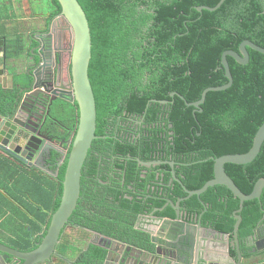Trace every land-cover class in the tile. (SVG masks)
<instances>
[{
    "label": "trees",
    "instance_id": "1",
    "mask_svg": "<svg viewBox=\"0 0 264 264\" xmlns=\"http://www.w3.org/2000/svg\"><path fill=\"white\" fill-rule=\"evenodd\" d=\"M78 2L86 13L92 35L89 77L97 104L99 129L96 134H103L100 127L107 119H117L125 113V117L145 116L150 133L157 138L161 137L158 132L161 128L165 136V159L176 163V176L182 183H170L172 171L166 176L167 204L168 201L186 198L185 188L199 190L211 181L214 178V159L250 152L256 134L264 124V54L248 48L250 62L247 65H240L228 57L233 85L224 91L209 92L199 110L187 104L199 102L209 88L229 84L222 66L225 52H239L245 40L264 48V0H226L214 12L199 11V7L214 8L221 0ZM55 4L60 12L57 0ZM63 27L69 29L63 35L68 42H73L70 25L64 23ZM13 42L7 44L8 58L13 57L11 47L15 44L20 46V41ZM26 77L21 76L22 79ZM26 81L30 82L28 78ZM16 92V87L8 91L0 86V113L12 107ZM75 107L66 105L68 115L61 118L69 128L68 137L78 122ZM57 111L58 108L55 114ZM101 141L104 140H94L96 144ZM16 163L0 154V190L24 208L37 209V213H45V210L55 213L62 198L61 183L54 182L47 187L46 179L34 174H21ZM129 166L127 164L124 169L127 184H132L137 180L132 178ZM226 172L244 194L250 195L257 182L264 179V143L252 163L227 164ZM133 197L132 203L122 202L121 209L114 205L109 209L99 201L94 202L95 213L90 215L95 218L85 223L84 215L78 213L79 208L73 216L77 223L107 237L146 249L150 238L141 219L151 209L143 208L141 199ZM181 205L190 214H204L203 222L206 218L213 224L204 225L233 236L237 222L235 212L240 208V200L227 187H212L200 198L193 196ZM103 207H107L106 211ZM167 207L155 215L174 218L175 210L170 204ZM43 213L37 216L38 221H44ZM241 216L238 230L240 247L244 258L249 259V239L258 222L264 220V195L260 200L245 202ZM26 221L35 231L40 230L31 218ZM45 224L39 241L45 237L50 220ZM11 225L12 233L22 239L18 247L36 248L26 227L21 226L18 230L16 225ZM65 240L68 243V237ZM232 254L236 255L235 249ZM106 257L107 252L93 244L88 246L76 264H104Z\"/></svg>",
    "mask_w": 264,
    "mask_h": 264
},
{
    "label": "water",
    "instance_id": "2",
    "mask_svg": "<svg viewBox=\"0 0 264 264\" xmlns=\"http://www.w3.org/2000/svg\"><path fill=\"white\" fill-rule=\"evenodd\" d=\"M225 1L221 0L215 8L203 7L199 11H217ZM58 2L75 33V41L72 47V68L68 84L66 85V82H62L61 79V57L57 61L55 60L56 63L52 65L49 59L50 42L46 38L39 40L40 52L32 55L29 59L31 68L27 74L31 79L30 85L20 89L18 97L12 105L11 112L6 115L0 113V147L22 163L31 166L37 165L38 160L41 159L44 142L41 138V133L37 131L39 126L34 123H31V125H34L36 129L30 127L29 129L34 132L35 136L22 134L19 130V127L23 126L22 120L30 118L33 121L34 117L31 116V113L35 107H38L42 99L50 97L47 94L49 88H54L52 92L54 98L51 99V102L57 100L55 97H59L62 100L75 103L78 109V122L75 135L69 140V144H72V147L68 156V165L63 181L62 198L58 210L52 216L47 234L42 242L38 243V247L30 253L19 252L11 247L0 244V253L4 254L5 257L12 256L18 258L22 264H40L43 261L49 260L54 254L62 230L78 206L83 166L94 140L98 138L96 136L97 104L89 77V66L92 58V37L89 21L78 0H58ZM248 48L264 54V48L249 40L244 41L240 45L239 52H225L222 57V66L226 71L229 84L225 87L207 89L199 102L190 105L198 109L205 103L209 92L224 91L231 87L234 79L228 57H232L240 65H247L250 62ZM7 60L4 41L0 40L1 71ZM4 72L6 75V70ZM0 76H3V71ZM50 82L52 83L50 84ZM42 88L46 92L41 90ZM31 89H34V92L28 94L22 102L21 99L24 91ZM51 107L49 105L47 109H51ZM63 143L67 142L63 141ZM263 143L264 124L257 132L254 146L250 152L246 154L226 155L214 159V178L211 181L199 190L186 191L188 197L169 203L175 210L174 218L155 217L154 213L156 211L148 214V217L142 218L141 222L142 220L146 222L144 230L149 234L150 238L148 248L142 249L138 246L128 245L101 233H96L100 242L98 246L107 252L104 264H214L215 261L211 253L207 251V248L211 247V245L208 244L207 246L206 243H203L204 239L202 236H206V232L203 231L204 227L201 216H188L182 210L181 203L192 196L200 197L210 188L218 185L227 187L235 198L240 200V208L235 213L237 223L233 235L234 243H236L238 248L239 262L237 264H240L242 258L238 237V229L242 222L240 214L243 211L245 202L261 197L264 192V179L257 182L250 195H246L227 174L226 165H247L252 163L260 154ZM35 144H38V147ZM23 148L30 151H35L38 148V153L31 154L32 156H29V158H24L26 153H22ZM175 179L180 183L179 179L176 177ZM215 264H220V262L216 261Z\"/></svg>",
    "mask_w": 264,
    "mask_h": 264
},
{
    "label": "flooded vegetation",
    "instance_id": "3",
    "mask_svg": "<svg viewBox=\"0 0 264 264\" xmlns=\"http://www.w3.org/2000/svg\"><path fill=\"white\" fill-rule=\"evenodd\" d=\"M51 19V22L47 24L45 29H42L41 32L38 31L36 33H32L31 36L26 38V41H24L21 37L17 39V41H20V46H17L15 55H18V57L21 56V59L22 57L24 59L26 56L28 57L27 61H25L27 65L25 71H22L21 74L18 73L16 70L17 64H15L16 61L14 60L12 61L14 66L13 71L8 69V61L2 70L3 76H0V78H5L8 71H10V73L14 74L13 77L15 76L18 81L11 89L12 91L15 87L18 89L16 97L14 96V102L18 97L20 89L28 87L31 83V79L27 74L31 68V62L29 59L32 55L40 52L41 48H39L38 42L44 38L48 39L50 42L49 59L52 65L53 63H56L55 60L57 61L58 58L61 57V79L62 82H66V85L68 84L69 74H71V54L73 44L72 41L68 42V39L63 35V33L66 32L65 30H69L67 27L65 29L63 24L65 23V25H68V22L61 15V11L55 13ZM4 44L7 48V40ZM25 45H29L30 47L27 54L25 53ZM10 59L11 58H9V60ZM4 70H6V75ZM14 70L16 71L14 72ZM2 71L0 70V74ZM21 76L28 77L22 79ZM27 78L30 80L29 83L26 81ZM51 83L52 82H50V84ZM41 90L46 92L43 88ZM53 90L54 88H49V92H47V94L50 95V97L42 99V101L38 104V107L33 109L31 113V116L34 117L33 121L30 118L22 120L23 126L19 127L22 134L35 136L34 132H32L29 127L36 129V127L31 125V123L39 126L37 131L41 133L44 145L42 149L43 155H41V159L38 160L37 165L34 164L30 166L28 164H24L19 159H16L12 155L5 152L1 147L0 154L8 157L13 162H17L16 164L18 165L21 174H34L38 178H42L44 180L46 179L49 182L47 183L45 180L47 187L54 182L61 183L63 187V181L68 165V156L72 147V144H69V140L75 135L77 123L72 132H70V137H68L69 128L66 126V122L65 124L61 122V118L62 116L65 118L68 115L65 108L66 105L76 106L75 108L77 112L78 109L75 103H70L68 100H62L59 97H55L57 100L51 102V99L54 98L52 93ZM32 92H34V89L24 91L21 101L23 102L26 96ZM171 97H175V94H171ZM49 105L52 106L51 109H47ZM57 108L58 114H55ZM11 109L12 107L6 110L5 113L2 112L1 114L6 115L11 112ZM125 116L126 113L123 114V116H118L117 119L113 117L107 119L104 125L100 127V131L103 134H96L98 137L97 139L100 138L104 141H101V143L98 144L94 142L92 146L93 148H91L88 152V156L82 170L80 199L78 201L79 206H77V208H79L78 213L80 215H84V223L95 218L94 215H90L95 213L93 207L94 202L99 201L105 204L109 209H111L110 206L112 205H114L117 209H121L122 202L124 204L132 203L134 199L133 196L141 199L143 208L151 209L147 214H143L145 215L144 217H148L147 215L154 213V211H156L154 216L158 217L155 214L157 212L165 211L164 209L167 205V202H165V195H168V192L166 191L168 190L166 186L168 184L165 183V178L169 172L172 171L173 175V179L170 183H178L175 179V177L179 179L176 176L175 171L176 163L170 159H165L167 153L164 149L165 136L161 133V128L158 130L161 137L157 138L150 133L145 116L140 118L138 115L128 117ZM97 129L99 128L97 127ZM63 141H66L67 143H63ZM35 145L38 147V144ZM37 150L38 148L35 151L23 148L22 153H26L24 158H29V156H32L31 154H37ZM130 163L131 166H129ZM127 164L129 169H132V178L137 180L132 182V184H127L126 181V169H124V166ZM135 165L136 168H134ZM63 170H65V172L63 179H61L60 176ZM134 171L135 175L133 174ZM136 174L139 175L136 176ZM127 177L128 180L131 179L129 178L131 177L129 174ZM179 180L181 181V179ZM263 195L264 192L260 198H262ZM82 199L83 201L79 204ZM160 203L166 204L163 206H157V204ZM153 206L156 207L152 210ZM107 207H103L105 210L102 208L99 209L106 211ZM168 208L169 207L166 209ZM24 209L28 211V213L25 212V216L31 218L40 228V230L35 231L36 229L33 228V226L32 228L26 227L28 232L31 233V239L37 248L38 243L42 242V239L39 241V238L43 234V231H45V221L50 220L51 223L54 213L52 214L51 210H45V213H37V209ZM41 213L45 214L43 222L38 221L37 219V216ZM13 217H8V219L12 220L10 223L13 224V226L16 225L19 230V226H23L24 220L21 219L18 213H14ZM204 223L211 224L206 220V218H204ZM139 224L140 222L138 225ZM138 225L137 227H140ZM23 227H25V225ZM96 233L99 232H96L83 224L77 223L76 219L72 215L69 222L62 230L60 240L54 254L49 260L43 261L40 264H76V262L82 258V255L88 250L89 245H98V243H100ZM0 234H7L4 236L6 239L0 238V244L11 247L19 252L30 253L36 249L18 247V244L22 242V239L16 236V234H13V237L10 235V231H7L6 229L0 228ZM66 237H68V243H66ZM257 245H264V220L258 222L251 238L249 239V247L251 249L248 253H250L251 258L260 261L264 258V249L261 251L256 250ZM248 253L246 255H248ZM0 264H22V262H20L18 258L12 256L5 257L4 254L0 253Z\"/></svg>",
    "mask_w": 264,
    "mask_h": 264
},
{
    "label": "crops",
    "instance_id": "4",
    "mask_svg": "<svg viewBox=\"0 0 264 264\" xmlns=\"http://www.w3.org/2000/svg\"><path fill=\"white\" fill-rule=\"evenodd\" d=\"M55 13H58V7L55 4V0H0V40H3L4 43H6L7 40L8 44L12 41L16 42L17 39L21 37L26 41V38L31 36L32 33L38 31L41 32L42 29H45L47 24L51 22V18ZM4 48H6L5 44ZM29 48V45H25L26 54L29 52ZM15 49L17 50L16 44L11 47V55L13 57H11L10 60L8 58L7 67L9 70L13 71L14 66L12 61L14 60L16 61L15 64H17L16 70L21 74L27 67L25 61H27L28 57L26 56L25 59L22 57L21 59V56L18 57V55H15ZM16 70H14V72ZM13 75V73L8 71L5 78H0V86L3 89L11 90L17 83V79L15 76L13 77ZM0 193L2 194L0 196V223L2 222L1 224H3L7 221L8 217H13L14 213H18L21 219L24 220L23 226L25 225V227H29V221H26L29 217L25 216V212L28 213V211H26L19 202L7 197V194L2 190H0ZM5 200L10 207H7V204L4 202ZM28 202L30 201L28 200ZM142 223L146 224L143 220ZM20 227L21 226H19V228ZM209 236L210 239L206 240L207 246L208 244L211 245V247L208 248L209 251L217 252L220 257H214L215 262L219 261L220 264H236L238 255L237 251L236 255L232 254V249H234V247L232 248L231 243H228V241H230L229 236L216 232ZM246 259L247 258H244L243 256V260L240 264H264V258L260 261L253 258Z\"/></svg>",
    "mask_w": 264,
    "mask_h": 264
},
{
    "label": "bare ground",
    "instance_id": "5",
    "mask_svg": "<svg viewBox=\"0 0 264 264\" xmlns=\"http://www.w3.org/2000/svg\"><path fill=\"white\" fill-rule=\"evenodd\" d=\"M58 1V0H57ZM59 3V2H58ZM59 5H60V3H59ZM60 7H61V5H60ZM204 7H207V6H204ZM200 8H203V7H199V9ZM209 8H211V7H209ZM215 8V7H214ZM203 11V10H202ZM61 15L63 16V18L68 22V20H67V18H66V16L63 14V9H62V7H61ZM68 24L70 25V23L68 22ZM71 26V25H70ZM72 28V27H71ZM72 31H73V44H72V47H73V45H74V41H75V33H74V30H73V28H72ZM43 34V33H42ZM91 37H92V35H91ZM246 41V40H245ZM250 41V40H249ZM252 42V41H251ZM243 43V42H242ZM263 48V47H262ZM72 57H73V51H72ZM92 59V58H91ZM91 62V61H90ZM249 64V63H248ZM71 68H72V59H71ZM89 68H90V66H89ZM224 68V67H223ZM226 72V71H225ZM226 74V73H225ZM233 85V84H232ZM225 87V86H224ZM217 88H220V87H217ZM230 88V87H229ZM210 89V88H209ZM228 89V88H227ZM206 91V90H205ZM204 94V93H203ZM162 103H167V101H162ZM197 103V102H196ZM192 104V103H191ZM188 106H191L190 104H187ZM191 107H193V106H191ZM195 108V107H194ZM196 110H199V109H201V106H200V108H195ZM255 140V139H254ZM254 146V145H253ZM179 184H181L182 185V183H181V181H180V183ZM185 188V187H184ZM185 191H190V190H187L186 188H185ZM187 193V192H186ZM202 196V195H201ZM200 196V197H201ZM187 197H188V193H187ZM193 197V196H192ZM199 197V198H200ZM190 199V198H189ZM169 203L171 202V201H168ZM182 206V205H181ZM182 210H184L185 211V213L188 215V216H190V215H196L197 217L198 216H201V221H202V225H203V227H204V232H206V236H202V238L204 239V241H203V243H206V240H208V239H210V234H212V233H214V232H216V233H219V232H217L216 230H213L211 227H209V226H206V225H204V222H203V215L204 214H190L188 211H186V209H184L183 207H182ZM237 212V211H236ZM235 212V213H236ZM242 213V212H241ZM240 216H241V214H240ZM242 217V216H241ZM161 218H169V217H161ZM235 218H236V216H235ZM237 220V219H236ZM237 223V222H236ZM188 225V224H187ZM236 225V224H235ZM234 229H235V227H234ZM239 230V229H238ZM210 232H212V233H210ZM233 235H234V231H233ZM238 237H239V235H238ZM230 238V241H228V243H231V245H232V248L234 247V249H236V251H237V255H238V248H237V246H236V243H234V240H233V236H231V237H229ZM234 243V244H233ZM239 244H240V240H239ZM262 248V249H261ZM264 249V245H262V246H259V245H257V247H256V250H258V251H261V250H263ZM207 251L208 252H210L209 251V249L207 248ZM240 252H241V247H240ZM211 253V256H212V258H213V260L215 261V258H220L219 257V255L217 254V253H215V252H210ZM242 254V253H241ZM229 255V254H228ZM231 256V255H230ZM215 257V258H214ZM231 259H233V258H231ZM243 260V255H242V258H241V260H240V262ZM234 262V261H233ZM239 262V257H238V260H237V263ZM215 263V262H214ZM236 263V264H237Z\"/></svg>",
    "mask_w": 264,
    "mask_h": 264
},
{
    "label": "rangeland",
    "instance_id": "6",
    "mask_svg": "<svg viewBox=\"0 0 264 264\" xmlns=\"http://www.w3.org/2000/svg\"><path fill=\"white\" fill-rule=\"evenodd\" d=\"M28 36V35H27ZM5 202V204H7V207H10V205H8V202L5 200L4 201ZM11 227H12V225L10 224V222H9V219L6 221V222H4L3 224H0V228H3V229H6L7 231H10V235H12L13 236V233H12V230H11ZM7 234H0V238L1 239H4V236H6ZM14 237V236H13ZM8 242V241H7Z\"/></svg>",
    "mask_w": 264,
    "mask_h": 264
}]
</instances>
